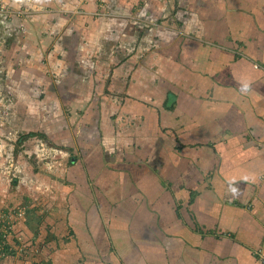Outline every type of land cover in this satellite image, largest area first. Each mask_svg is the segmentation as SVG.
Instances as JSON below:
<instances>
[{
    "label": "crops",
    "instance_id": "obj_1",
    "mask_svg": "<svg viewBox=\"0 0 264 264\" xmlns=\"http://www.w3.org/2000/svg\"><path fill=\"white\" fill-rule=\"evenodd\" d=\"M1 7L0 234L26 195L36 261L264 264V0Z\"/></svg>",
    "mask_w": 264,
    "mask_h": 264
},
{
    "label": "rangeland",
    "instance_id": "obj_2",
    "mask_svg": "<svg viewBox=\"0 0 264 264\" xmlns=\"http://www.w3.org/2000/svg\"><path fill=\"white\" fill-rule=\"evenodd\" d=\"M29 151H31V150H29ZM54 157H56V155L51 154V153L46 155L45 158H43L42 160H39V158H37V157H33L32 161L35 164V166H34L35 170L33 169V171L35 172L37 169L42 170L43 168L46 170L47 163H49L50 167H52L51 165H56V164H53V161L56 160ZM9 164H10V162H6V164H5V166L7 167L8 174H9V180H10L9 182H11L13 184V178H16L15 175H17L19 178V181L16 183V185H17L19 193H21V190H23L24 186H22V188H21L19 184H20V180H22V178L24 177L23 176L24 174H22V173L20 174V172H16L15 171L16 167H14V165H9ZM57 168L60 169L61 166L59 165ZM22 170H23V165H22ZM27 171H29V170H27ZM25 196L26 195H24L23 197L20 196V199L22 200L21 203H25L27 205H20L21 203H18L19 201L13 202L9 206V209L11 212H15V213L18 211L24 212V214H25L24 217L26 219V217L28 215V211L32 210L34 208V206L36 205L37 199L29 198V200H27V199H25L26 198ZM30 200H32V202ZM44 215H45V212H44ZM35 219H37V218H35ZM42 220H43V218H42ZM42 220L38 219L36 221V230H35V232H32V233L27 231V228H25V227H24V229H26V230L20 229L24 225L26 226L27 221H23V220L18 221V224L23 223V225H21V227H17V229H16V231L18 230L19 237H15V239H14V243L16 244V249H14V250L19 252V255H13V256L14 257L18 256L19 257L18 260L23 259V261H21L19 264H30V263L31 264H41V263L42 264H48L49 260H48L47 256H46L47 260L45 258V260L42 259V260L36 261V259L33 260L31 258V256H36V255L39 256V255H41V252H43V248H42L43 246L41 244L43 243L42 240L44 238L40 237L41 236V229L38 227L41 225ZM28 230H30L29 226H28ZM21 233H22V235H21Z\"/></svg>",
    "mask_w": 264,
    "mask_h": 264
},
{
    "label": "built area",
    "instance_id": "obj_3",
    "mask_svg": "<svg viewBox=\"0 0 264 264\" xmlns=\"http://www.w3.org/2000/svg\"><path fill=\"white\" fill-rule=\"evenodd\" d=\"M5 7H1L0 11L9 12L8 10H4ZM24 212H11L9 214V220L6 226L3 229V233L0 234V264L2 261L13 257L12 254L16 249V244L14 243L15 237H19V233L16 231L18 226V221L23 220ZM17 225V226H16ZM22 235V233H21ZM264 263V260H263ZM42 264V263H41Z\"/></svg>",
    "mask_w": 264,
    "mask_h": 264
}]
</instances>
